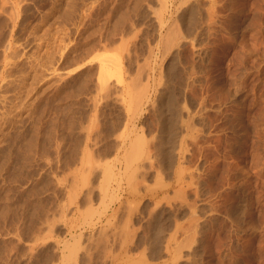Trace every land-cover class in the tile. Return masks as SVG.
I'll return each mask as SVG.
<instances>
[{
  "label": "rangeland",
  "instance_id": "rangeland-1",
  "mask_svg": "<svg viewBox=\"0 0 264 264\" xmlns=\"http://www.w3.org/2000/svg\"><path fill=\"white\" fill-rule=\"evenodd\" d=\"M0 189V264H264V0H0Z\"/></svg>",
  "mask_w": 264,
  "mask_h": 264
},
{
  "label": "bare ground",
  "instance_id": "bare-ground-1",
  "mask_svg": "<svg viewBox=\"0 0 264 264\" xmlns=\"http://www.w3.org/2000/svg\"><path fill=\"white\" fill-rule=\"evenodd\" d=\"M130 2H131V1H130ZM119 3H120V2H119ZM194 5H195V4H194ZM195 6H196V5H195ZM124 7H126V6H124ZM181 12H182V11H181ZM182 15H183V14H182ZM106 18H107V17H106ZM110 21H111V20H110ZM119 21H120V20H118V22H119ZM97 22H99V21H97ZM98 25H99V23H98ZM102 26H103V25H102ZM95 27H96V26H95ZM99 27H100V26H99ZM119 28H120V27H119ZM110 29H111V26H110ZM93 30H94V29H93ZM94 32H95V31H94ZM99 32H100V31H99ZM99 32H98V33H99ZM92 33H93V32H92ZM110 33H111V32H110ZM99 34H100V33H99ZM94 35H95V34H94ZM93 38H94V37H93ZM94 40H95V39H94ZM88 41H89V40H88ZM91 41H92V40H91ZM87 43H88V42H87ZM87 43H86V44H87ZM90 44H91V43H90ZM80 45H81V44H80ZM77 46H78V45H77ZM91 47H92V46H91ZM91 47H90V45H89V47H87V48H91ZM76 48H77V47H76ZM95 48H96V47H95ZM83 49H84V48H83ZM85 50H86V49H85ZM89 51H90V50H89ZM91 51H93V48H92ZM84 52H85V51H84ZM86 52H87V50H86ZM105 52H106V51H105ZM107 54L110 55V53H108V52H107ZM107 54H106V57H107ZM111 54H112V53H111ZM97 55H99V53H98ZM97 55H96V56H97ZM113 56L115 57V55L112 54L111 57H113ZM108 57H109V56H108ZM92 58H93V56H92ZM96 58H97V57H96ZM109 58H110V57H109ZM111 59H112V58H111ZM171 59H172V58H171ZM114 61H115L114 63L119 62V61H117V60H114ZM112 62H113V61H112ZM178 62H179V61H178ZM117 64H118V63L114 64L113 66L116 67ZM170 64H171V63H170ZM176 64H178V63H176ZM176 64H175V65H176ZM166 65H167V64H166ZM171 65H172V64H171ZM118 66H119V65H118ZM169 66H170V65H169ZM169 66H168V67H169ZM173 66H174V64H173ZM100 67H101V68H100V70H99V78L102 79V78L105 77L104 75H105V73L108 72V69H109V68L107 69V66H104V65H102V66H100ZM174 68H175V66H174ZM113 69H114V68L109 69L110 72H112L111 70H113ZM115 69H116V68H115ZM115 69H114V70H115ZM90 70H91V69H90ZM114 70H113V71H114ZM117 71H118V73H120V72H119L120 69L117 70ZM89 72H90V71H89ZM86 74H87V73H86ZM115 74H116V73H115ZM106 75H107V74H106ZM103 76H104V77H103ZM110 76H111V75H110ZM86 77H87V76H86ZM108 77H109V76H108ZM119 78H120V77H119ZM119 78H118V79H119ZM175 78H176V77H175ZM84 79H85V78H84ZM176 79H177V78H176ZM167 81H168V80H167ZM177 82H178V80H177ZM179 82H180V81H179ZM87 83H88V82H87ZM169 83H170V81H169ZM167 84H168V83H167ZM169 87H172V86H169ZM126 88H127V87H126ZM130 90H131V89H130ZM141 91H142V90H141ZM171 91H172V89H171ZM126 92L128 93V91H126ZM133 92H136V91H133ZM140 93H141V92H140ZM142 93H143V92H142ZM142 93H141V94H142ZM128 94H129V93H128ZM133 95H134V94H133ZM128 96L130 97V95H128ZM131 96H132V95H131ZM135 96H136V95H135ZM138 96H139V94H138ZM140 96H142V95H140ZM127 98H128V97H127ZM93 99H94V97L92 98V100H93ZM139 99H141V97H140ZM90 100H91V99H90ZM127 101H128V100H127ZM80 102H81V101H80ZM134 103H135V101H134ZM92 104H93V103H92ZM65 105H66V103H65ZM65 105H64V106H65ZM163 105H164V104H163ZM136 106H137V105H136ZM76 107H77V106H76ZM116 107H117V106H116ZM116 107H115V108H116ZM162 107H163V106H162ZM77 108H78V107H77ZM119 108H120V107H119ZM135 108H136V107H135ZM68 109H70V108H68ZM79 109H80V108H79ZM93 109H94V108H93ZM121 109H122V108H121ZM163 109H164V108H163ZM74 110H75V109H74ZM117 110H118V109H117ZM160 110H161V109H160ZM176 110H177V109H176ZM176 110H175V111H176ZM175 111H174V112H175ZM69 112H70V114H71V111H69ZM73 112H74V111H73ZM95 112H96V111H95ZM95 112H94V113H95ZM121 112H122V110H121ZM162 112H163V110H162ZM171 112H172V111H171ZM174 112H172V113H174ZM113 113H114V112H113ZM172 113H171V114H172ZM62 114H63V113H62ZM67 114H68V113H67ZM77 114H78V113H77ZM85 114H86V113H85ZM116 114H118V113H116ZM81 115H82V113H81ZM112 115H113V114H112ZM122 115H124V113H123ZM173 115H175V114H173ZM177 115H178V114H177ZM63 116H64V115H63ZM66 116H67V115H66ZM66 116H65V118H66ZM102 116H103V115H102ZM118 116H119V115H118ZM165 116H166V115H165ZM167 116H168V115H167ZM167 116H166V117H167ZM170 116H171V115H170ZM175 116H176V115H175ZM103 117H104V116H103ZM105 117H107V116H105ZM105 117H104V118H105ZM115 117H116V116H115ZM162 117H163V116H162ZM124 118H125V117H124ZM159 118H160V117H159ZM173 118H174V117H173ZM76 119H77V118H76ZM80 119H81V118H80ZM89 119H90V118H89ZM89 119H88V120H89ZM96 119H97V118H96ZM108 119H109V118H108ZM170 119H171V118H170ZM83 120H84V118H83ZM91 120H92V119H91ZM105 120H106V119H105ZM105 120H104V121H105ZM112 120H113V119H112ZM115 120H116V119H115ZM118 120H119V119H118ZM86 121H87V120H86ZM108 121H109V120H108ZM160 121H162V120L160 119ZM80 122H81V121H80ZM83 122H84V121H83ZM116 122H117V121H116ZM127 122H128V121H127ZM163 122H164V121H163ZM167 122H168V121H167ZM172 122H173V120H172ZM174 122H175V121H174ZM78 123H79V122H78ZM108 123H109V122H108ZM117 123H118V122H117ZM117 123H116V124H117ZM168 123H171V122H168ZM168 123H167V125H168ZM68 124H70V123H68ZM79 124H80V123H79ZM84 124H85V123H84ZM84 124H83V125H84ZM105 124H106V123H105ZM164 124H165V123H164ZM174 124H175V123H174ZM174 124H173V126H174ZM72 125L74 126V124H72ZM119 125H120V124H119ZM119 125H118V126H119ZM67 126H68V125H67ZM110 126H111V125H110ZM129 126H130V125H129ZM162 126H163V125H162ZM69 127H70V126H69ZM69 127H68V128H69ZM76 127H77V126H76ZM106 127H107V126H106ZM160 127H161V126H160ZM165 127H166V126H165ZM168 127H169V125H168ZM66 128H67V127H66ZM70 128H71V127H70ZM70 128H69V129H70ZM79 128H80V127H79ZM104 128H105V127H104ZM120 128H121V127H120ZM123 128H124V127H123ZM133 128H134V126H133ZM169 128H170V127H169ZM81 129H82V128H81ZM78 130H79V129H78ZM85 130H86V129H85ZM107 130H108V129H107ZM111 130H112V129H111ZM111 130H110V131H111ZM117 130H118V129H117ZM125 130H127V129H125ZM167 130H168V129H167ZM113 131H114V129H113ZM168 131H169V130H168ZM73 132H74V131H73ZM79 132H80V131H79ZM114 132H115V131H114ZM114 132H113V133H114ZM121 132H122V131H121ZM169 132H170V131H169ZM46 133H47V132H46ZM46 133H45V134H46ZM74 133H75V132H74ZM77 133H78V132H77ZM104 133H105V132H104ZM113 133H112V134H113ZM116 133H118V131H117ZM123 133H124V132H123ZM125 133H126V132H125ZM170 133H171V132H170ZM43 134H44V133H43ZM79 134H80V133H79ZM106 134H108V133H106ZM114 134H115V133H114ZM35 135H36V134H35ZM81 135H82V134H81ZM118 135H119V134H118ZM123 135H124V134H123ZM174 135H175V134H174ZM126 136H127V134H126ZM126 136H124V137H126ZM83 137L85 138L84 135H83ZM176 137H177V136H176ZM76 138L78 139V137H76ZM106 138H107V137H106ZM28 139H29V138H28ZM43 139H44V138H43ZM51 139H52V138H51ZM73 139H75V137H74ZM138 139H139V137H138ZM160 139H161V137H160ZM176 139H177V138H176ZM80 140H81V139H80ZM35 141H36V140H35ZM42 141H43V140H42ZM47 141H48V140H47ZM160 141H161V140H160ZM39 142H40V141H39ZM72 142H73V141H72ZM80 142H81V141H80ZM82 142H83V141H82ZM130 142H131V140H130ZM133 142H134V141L132 140V144H133ZM138 142H140V141L138 140ZM32 143H33V142H32ZM42 143H43V142H42ZM121 143H122V142H121ZM25 144H26V143H25ZM109 144H110V143H109ZM128 144H129V143H128ZM170 144H171V143H170ZM27 145H28V144H27ZM119 145H120V144H119ZM172 145H173V144H172ZM23 146H24V145H23ZM34 146H35V145H34ZM47 146H48V145H47ZM106 146H107V145H106ZM109 146H110V145H108V147H109ZM129 146H130V145H129ZM156 146H158V144H157ZM32 147H33V146H32ZM76 147H77V145H76ZM81 147H82V146H81ZM118 147H119V146H118ZM123 147H124V146H123ZM161 147H163V146H161ZM41 148H42V144H41ZM109 148H110V147H109ZM171 148H172V147H171ZM77 149H78V147H77ZM105 149H106V148H105ZM107 149H108V148H107ZM168 149H169V148H168ZM21 150H22V149H21ZM75 150H76V148H75ZM78 150H79V149H78ZM127 150H128V149H127ZM130 151H131V150H130ZM163 151H164V150H163ZM27 152H28V151H27ZM76 152H77V151H76ZM127 152H128V151H126V153H127ZM161 152H162V151H161ZM165 152H166V150H165ZM165 152H164V154H167V153H165ZM168 152H169V151H168ZM131 153H132V152H131ZM162 153H163V152H162ZM168 155H169V154H168ZM171 155H172V154H171ZM173 155H174V154H173ZM21 156H22V155H21ZM21 156H20V157H21ZM28 156H29V155H28ZM74 156H75V155H74ZM169 156H170V155H169ZM25 158H26V157H25ZM71 158H72V157H71ZM170 158H171V157H170ZM173 158H174V157H173ZM166 161H167V160H166ZM169 161H171V160H169ZM174 161H175V160H174ZM162 162H163V161H162ZM170 164H171V163H170ZM169 166H170V165H168L167 167L169 168ZM169 169H172V168H169ZM16 172L18 173V171H16ZM19 173H20V172H19ZM30 173H31V172H30ZM14 174H16V173H14ZM11 178H12V177H11ZM16 179H18V178H16ZM22 180H23V179H22ZM19 181H20V180H19ZM11 182H12V181H11ZM11 182H10V183H11ZM14 183H16V182H14ZM14 183H13V184H14ZM14 185H15V184H14ZM9 186H10V185H9ZM16 187H17V186H16ZM11 188H13V185H12ZM11 188H10V189H11ZM7 189H8V188H7ZM0 190H1V189H0ZM22 190H23V189H22ZM5 192H6V191H5ZM14 192H15V191H14ZM14 192H13V193H14ZM17 192H18V191H17ZM2 194H4V193H2ZM0 196H1V195H0ZM241 206H242V205H241ZM232 210H233V209H232ZM158 212H159V211H158ZM231 214H232V213H231ZM157 216H158V215H157ZM236 216H237V214H236ZM160 221H161V220H160ZM171 221H172V220H171ZM150 225H151V224H150ZM156 225H157V224H156ZM159 228H160V227H159ZM153 230H154V229H153ZM156 230H157V229H156Z\"/></svg>",
  "mask_w": 264,
  "mask_h": 264
}]
</instances>
